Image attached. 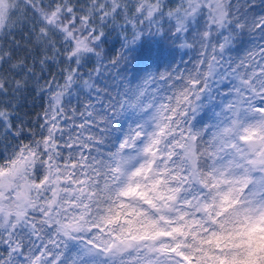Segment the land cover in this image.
<instances>
[{
  "label": "trees",
  "instance_id": "trees-1",
  "mask_svg": "<svg viewBox=\"0 0 264 264\" xmlns=\"http://www.w3.org/2000/svg\"><path fill=\"white\" fill-rule=\"evenodd\" d=\"M11 1L0 28V170L27 155L37 173L47 167L51 177L35 183L39 206L23 217L18 235L0 232V264H72L73 246L92 244L83 231L121 237L119 229L136 234L145 226L123 213L114 182L119 125L131 96L143 84L173 88L189 79L187 101L175 95L173 109H191L214 53L227 64L221 72L232 69L244 44L264 53V0H224V18L209 7L199 11L192 30L203 50L193 49V63H203L186 76L185 44L171 33L176 0L161 1L154 12L148 6L154 0ZM196 131L199 180L214 198L210 153ZM221 200L214 202L222 206ZM201 222L183 225V238L168 246L185 264H264V229L246 215ZM156 231L144 235L153 239Z\"/></svg>",
  "mask_w": 264,
  "mask_h": 264
},
{
  "label": "rangeland",
  "instance_id": "rangeland-1",
  "mask_svg": "<svg viewBox=\"0 0 264 264\" xmlns=\"http://www.w3.org/2000/svg\"><path fill=\"white\" fill-rule=\"evenodd\" d=\"M161 1L148 2L149 11L162 8ZM176 2V9L170 13H175L177 30L171 33L177 35L178 43L185 44L182 63L188 66L186 76L194 63H203V60L193 63V49L202 53L203 41L192 30L195 25L192 19L199 11L205 13L208 7L218 11L221 18L226 10L224 0ZM11 3L0 0V28ZM255 47L253 42L250 46L244 44L242 50L233 54L232 69L224 72L222 65L227 64L214 53L206 81L189 110L173 109L175 95L187 101L191 88L187 89L185 83L189 79H179L182 87L173 88L166 83L143 84L131 96V106L122 126L119 125L114 182L117 203L123 213H133L145 226L139 225L141 231L136 234L119 229L121 237L83 231L81 236L93 241L73 246L69 253L72 264H185L177 251L168 246L183 238V225L187 230L197 227L200 224L196 222H203L206 216L210 220L213 216L242 213L253 225L264 229V53ZM200 74L196 75V86ZM196 130L202 132L210 153L214 198L199 180V151L197 137L193 135ZM251 138L262 142L260 149L251 148ZM25 156L26 159L20 156L0 170L3 237L18 235L23 217L39 206L35 201V183L51 177L47 173L51 172L49 168L37 173L36 160ZM216 198L222 199V206L215 204ZM224 204H233L235 211ZM118 226L122 223L118 222ZM154 228L158 235L152 236L153 239L144 235ZM58 238L61 254L64 240L62 236Z\"/></svg>",
  "mask_w": 264,
  "mask_h": 264
},
{
  "label": "water",
  "instance_id": "water-1",
  "mask_svg": "<svg viewBox=\"0 0 264 264\" xmlns=\"http://www.w3.org/2000/svg\"><path fill=\"white\" fill-rule=\"evenodd\" d=\"M249 144L253 150H258L262 146V142L257 138H251Z\"/></svg>",
  "mask_w": 264,
  "mask_h": 264
}]
</instances>
